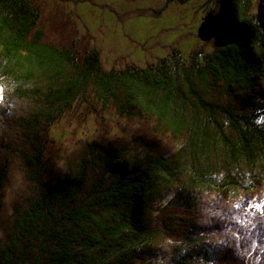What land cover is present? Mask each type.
Returning a JSON list of instances; mask_svg holds the SVG:
<instances>
[{
    "label": "trees",
    "instance_id": "1",
    "mask_svg": "<svg viewBox=\"0 0 264 264\" xmlns=\"http://www.w3.org/2000/svg\"><path fill=\"white\" fill-rule=\"evenodd\" d=\"M216 2L219 10L204 17L221 13L228 20L234 28L229 44L195 49L188 59L176 50L157 63L105 69L99 49L45 42L31 0H0V80L9 94L43 103L29 113L25 158L38 192L16 214L0 264H132L164 232L153 227L150 212L169 190L177 188L175 205L191 208L195 188L228 193L254 187L256 179L244 184L234 171L243 163L264 167V91L254 95L264 79V0L254 12L251 0ZM87 94L128 117L153 118L182 139L179 149L139 156L96 150L92 161L80 160L44 185L43 130ZM194 243L189 250L199 253Z\"/></svg>",
    "mask_w": 264,
    "mask_h": 264
},
{
    "label": "rangeland",
    "instance_id": "2",
    "mask_svg": "<svg viewBox=\"0 0 264 264\" xmlns=\"http://www.w3.org/2000/svg\"><path fill=\"white\" fill-rule=\"evenodd\" d=\"M31 1L40 11L45 42L75 44L84 52L99 49L105 69L157 63L176 50L188 59L195 49L214 48L213 39L202 40L198 28L209 10H219L216 0ZM251 2L254 12L260 0ZM6 91L0 80V161L5 169L0 182V251L16 231V214L38 192L37 184L27 177L25 158L31 150L29 113L43 105L37 96ZM262 91L264 79L254 95ZM260 120L264 126V119ZM42 135L44 185L55 183L80 160L92 161L96 150L166 155L175 153L182 142L159 128L153 118L120 114L93 94L79 99ZM234 173L244 184L253 178L257 182L246 192L195 188L189 192L195 199L191 208L172 202L177 188L154 203L152 225L164 232L144 245L132 264H264V167L243 163ZM93 176L89 171L85 190ZM192 241L202 247L199 253L189 250Z\"/></svg>",
    "mask_w": 264,
    "mask_h": 264
},
{
    "label": "water",
    "instance_id": "3",
    "mask_svg": "<svg viewBox=\"0 0 264 264\" xmlns=\"http://www.w3.org/2000/svg\"><path fill=\"white\" fill-rule=\"evenodd\" d=\"M198 35L204 41L213 39L215 47H223L232 41L234 28L221 13L210 12L200 23Z\"/></svg>",
    "mask_w": 264,
    "mask_h": 264
}]
</instances>
